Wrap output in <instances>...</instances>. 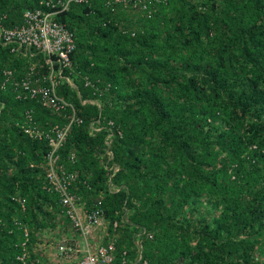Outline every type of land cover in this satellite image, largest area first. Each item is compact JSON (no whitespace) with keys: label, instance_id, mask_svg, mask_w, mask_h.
Returning a JSON list of instances; mask_svg holds the SVG:
<instances>
[{"label":"trees","instance_id":"1","mask_svg":"<svg viewBox=\"0 0 264 264\" xmlns=\"http://www.w3.org/2000/svg\"><path fill=\"white\" fill-rule=\"evenodd\" d=\"M36 7L0 0V16ZM55 19L75 45V88L56 93L81 119L58 153L69 192L102 210L112 264H264V0H164L149 16L89 0ZM33 61L0 46V83ZM19 91L0 87V264H21L22 227L30 264L68 225L45 188L46 140L21 128L26 110L42 131L63 117Z\"/></svg>","mask_w":264,"mask_h":264},{"label":"built area","instance_id":"2","mask_svg":"<svg viewBox=\"0 0 264 264\" xmlns=\"http://www.w3.org/2000/svg\"><path fill=\"white\" fill-rule=\"evenodd\" d=\"M101 1L111 9L120 6L132 9L140 15L149 16L155 5L164 0ZM88 2L89 0H37L38 7L24 9L20 22L12 26L3 23L5 15L0 16V46L7 47L14 55L34 59L18 78L13 76L10 69H3L0 87L9 82L14 86V90L20 89L16 93L17 99H35L41 107L56 114L61 113L63 117L62 122L51 124L47 131H42L36 127L30 110L23 113L21 124L23 132L32 139L46 140L48 149L44 155L45 188L46 191L57 194L60 213L68 220L67 228L59 231L50 250L44 251L40 257L34 255L30 264H112L113 262L114 239L109 238L104 244L100 241L104 219L98 202L93 208L86 210L80 196L69 192L68 188L75 183L76 177L74 173L65 169L58 153L72 125L80 124L81 119L76 115L74 106L56 93L59 85L75 88L70 59L75 45L72 33L63 23L55 19V15L67 10L72 4ZM83 79L84 85L93 87L85 76ZM92 102L96 101L80 100L81 104ZM108 125H111L110 121ZM89 129L90 132L100 129L97 120L89 123ZM117 133L119 134V131ZM105 144L107 146L108 141H105ZM106 156L111 157L108 147H106ZM73 160L74 154L70 153L68 161L73 163ZM115 225L116 223L113 222L112 227L114 228ZM22 234L20 252L15 258L21 264H28L29 253L25 249L28 233L24 227ZM139 260L140 264H146L145 260Z\"/></svg>","mask_w":264,"mask_h":264},{"label":"rangeland","instance_id":"3","mask_svg":"<svg viewBox=\"0 0 264 264\" xmlns=\"http://www.w3.org/2000/svg\"><path fill=\"white\" fill-rule=\"evenodd\" d=\"M135 12H136V11H135ZM136 13H138V12H136ZM46 239H47L48 242L46 243L47 246H46L45 251H48V250H50V248H51V246H52V245H50V243H52L51 239H53V236H52V237H51V236H47Z\"/></svg>","mask_w":264,"mask_h":264}]
</instances>
